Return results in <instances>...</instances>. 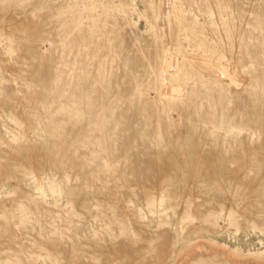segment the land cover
<instances>
[{
	"label": "rangeland",
	"instance_id": "obj_1",
	"mask_svg": "<svg viewBox=\"0 0 264 264\" xmlns=\"http://www.w3.org/2000/svg\"><path fill=\"white\" fill-rule=\"evenodd\" d=\"M0 264H264V0H0Z\"/></svg>",
	"mask_w": 264,
	"mask_h": 264
},
{
	"label": "bare ground",
	"instance_id": "obj_2",
	"mask_svg": "<svg viewBox=\"0 0 264 264\" xmlns=\"http://www.w3.org/2000/svg\"><path fill=\"white\" fill-rule=\"evenodd\" d=\"M163 58L162 73L159 76V96L161 100L166 97L176 99L186 68L187 56L183 44L180 42L166 48ZM220 67L224 71L227 70V66L223 64Z\"/></svg>",
	"mask_w": 264,
	"mask_h": 264
}]
</instances>
